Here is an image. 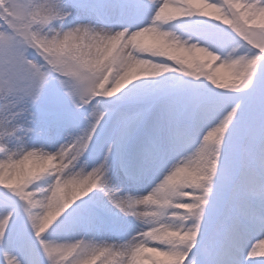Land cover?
Instances as JSON below:
<instances>
[{
    "label": "snow or ice",
    "instance_id": "obj_1",
    "mask_svg": "<svg viewBox=\"0 0 264 264\" xmlns=\"http://www.w3.org/2000/svg\"><path fill=\"white\" fill-rule=\"evenodd\" d=\"M261 246L264 0H0V264Z\"/></svg>",
    "mask_w": 264,
    "mask_h": 264
},
{
    "label": "rangeland",
    "instance_id": "obj_2",
    "mask_svg": "<svg viewBox=\"0 0 264 264\" xmlns=\"http://www.w3.org/2000/svg\"><path fill=\"white\" fill-rule=\"evenodd\" d=\"M215 67H218L217 65H214V68ZM219 71L221 72V74H224V75H227V74H229V72H230V70L229 69H227V68H220L219 69ZM262 248H264V246H261ZM261 251V248H258L257 249V257H254V259H258V258H260L259 257V252ZM103 259V258H102ZM97 264H99V262H97Z\"/></svg>",
    "mask_w": 264,
    "mask_h": 264
}]
</instances>
